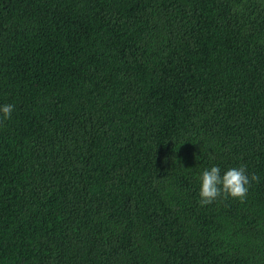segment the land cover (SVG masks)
Segmentation results:
<instances>
[{
  "label": "trees",
  "instance_id": "obj_1",
  "mask_svg": "<svg viewBox=\"0 0 264 264\" xmlns=\"http://www.w3.org/2000/svg\"><path fill=\"white\" fill-rule=\"evenodd\" d=\"M3 104L0 264H264V0H0Z\"/></svg>",
  "mask_w": 264,
  "mask_h": 264
},
{
  "label": "clouds",
  "instance_id": "obj_2",
  "mask_svg": "<svg viewBox=\"0 0 264 264\" xmlns=\"http://www.w3.org/2000/svg\"><path fill=\"white\" fill-rule=\"evenodd\" d=\"M14 108L13 104L0 105V124L11 118ZM199 180L197 203L203 207L229 198L244 202L252 183H258L260 177L254 172L249 173L246 164L231 167L223 173L218 165H212L202 171Z\"/></svg>",
  "mask_w": 264,
  "mask_h": 264
}]
</instances>
